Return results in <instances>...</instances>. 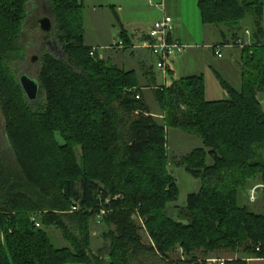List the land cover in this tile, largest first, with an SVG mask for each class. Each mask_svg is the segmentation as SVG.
<instances>
[{"label":"trees","instance_id":"trees-1","mask_svg":"<svg viewBox=\"0 0 264 264\" xmlns=\"http://www.w3.org/2000/svg\"><path fill=\"white\" fill-rule=\"evenodd\" d=\"M47 2L65 59L42 54L40 91L31 104L10 69L24 56L19 39L28 0H0V113L11 150L9 156L0 150V264H208L196 253L218 251L242 254L222 264L264 260V213L238 198L248 186L264 185L258 154L264 111L257 99L264 92V44L257 39L264 38V0L199 1L207 27L236 29L250 15L255 41L241 49L247 60L240 88L219 78L224 100H206L201 75L153 89L163 123L151 114L134 71L90 55L80 2ZM119 35L128 49L126 34ZM167 129L203 145L176 163L200 183L181 210L187 223L165 214L179 195ZM259 194L264 208V188ZM96 217L107 227L100 255L90 253L89 222ZM40 226L60 230L68 247H54ZM177 249L185 260L168 259Z\"/></svg>","mask_w":264,"mask_h":264},{"label":"rangeland","instance_id":"rangeland-1","mask_svg":"<svg viewBox=\"0 0 264 264\" xmlns=\"http://www.w3.org/2000/svg\"><path fill=\"white\" fill-rule=\"evenodd\" d=\"M81 4V17H82V28H83V40L85 45H92L97 49L99 56L102 58L105 54L106 56L114 55V51H118L117 53H121L119 56L115 58L118 60V64H120V60H124L125 58L128 60V65H124V69L126 71L135 68L136 60L130 58L131 49H116L112 48L113 44L119 41V24L115 17L113 16V4H116V10L118 6H120L119 18L121 23L126 26L135 18L139 21H143L145 24H150L154 22V15L157 14L154 9L155 1L147 0H79ZM173 21L174 17L171 16ZM43 18H49L52 20L51 23L54 25V16L50 9L49 3L47 0H28L27 3V13L24 24L22 25V31L19 39V43L23 46V58L19 60H13L10 63V69L14 73L16 79H18L21 75L25 74L33 80L38 79V72L41 67V56L45 53H50L54 55L58 59H65V55L63 50L55 38V34L53 31L51 33H44L39 27V20ZM25 19V20H26ZM260 19L264 20V8L261 12ZM253 20L250 15H248L237 27V29H242L243 34H245V30L250 32L253 30ZM215 27H209L207 32L208 34L212 33V29ZM241 32V33H242ZM230 40L231 37L229 36ZM220 41V40H219ZM218 41V42H219ZM221 46V55L224 58H229L232 53L231 50L223 48ZM238 50L234 53L239 54L241 57L235 55V62L244 68V62L247 60V53L242 52L240 46H238ZM218 50L220 47L217 48ZM240 49V50H239ZM182 53V52H181ZM181 53H177L171 60L174 61L178 58ZM36 56L35 61H31L32 57ZM238 57V58H237ZM112 58V57H111ZM242 58V59H241ZM233 59V60H234ZM108 64L112 65L113 60L106 58ZM153 67V73L157 76V82L159 84H166L171 80H176L180 78L179 72H176L174 75L169 76L168 72L166 75L158 70L155 67V59L151 58L149 60ZM171 61V62H172ZM124 62H126L124 60ZM196 68H199V65H196ZM139 79V78H138ZM142 80V79H140ZM220 81H218L219 83ZM139 83V81H138ZM205 83V93L208 90V93L205 95L206 100H210L213 98L211 94H209L210 85ZM142 87L147 88L143 90V99L148 106L151 114L154 118L159 122L163 123V112L160 110L159 106L156 104L153 98V89H155L156 85L148 84L142 80ZM219 86H221L219 84ZM221 97L220 99H226V94L220 90ZM33 104L32 102H30ZM167 157L169 161V170L173 173L175 180L177 182L179 188V195L175 202L168 204V207L165 211V214L176 221L187 223V219L183 217L181 214V210L184 209L186 205V196L189 193L196 192L200 188V183L198 180L194 179L191 175H189L183 167H179L176 163L185 155L189 154L191 151L195 149L202 148V141L191 134L184 133L177 129H167ZM0 150L3 152L5 156L10 153V147L8 145V141L4 132V122L0 113ZM8 151V152H7ZM79 153V152H78ZM11 154V153H10ZM259 158L264 162V148L258 151ZM79 155V154H78ZM9 156V155H8ZM208 163L210 161L208 160ZM246 190H242L239 192V203L246 205L249 209L256 213H264V208L262 205V198L259 194L260 190L264 188V185H250ZM256 188V198L254 201L250 200V193L252 189ZM36 221L39 222V217L36 215ZM134 221L136 224L141 227L142 221L136 217H134ZM44 229L52 244L56 248L68 247V243L62 237L60 230L57 228H44ZM107 231V227L104 225L100 217H96L95 219H91L89 222V234H90V253L93 255H100V251L107 247L108 242L103 238V235ZM142 242L144 244H149L150 239L143 228H140L139 231ZM169 260H185V256L182 255L180 249H177L173 252L168 253L167 255ZM196 257L200 263L204 261L208 264L214 263H222L228 259H236L242 257L240 252L234 253L229 251H218V252H210L207 256H204L202 252H197ZM103 261H107V257L103 258ZM249 264H264L263 259H249Z\"/></svg>","mask_w":264,"mask_h":264},{"label":"crops","instance_id":"crops-1","mask_svg":"<svg viewBox=\"0 0 264 264\" xmlns=\"http://www.w3.org/2000/svg\"><path fill=\"white\" fill-rule=\"evenodd\" d=\"M147 1L149 2V0ZM150 1H155L154 9L156 10L157 14L154 15V22L161 19L163 14L173 16L174 29L170 35V39L172 41L181 43L186 47L178 58H176L174 61H169V76L174 75L176 72H179L180 78L201 75L204 81L211 86L209 89V94H211L213 98H210L208 101L223 100L218 98L222 96V94H220V90L225 93L222 87L219 86V78L225 80L228 84L236 89L240 88L242 67L235 62L234 58L235 55L239 56V58L241 56L234 52H236L239 48L237 45L238 43H241L244 47L255 41L253 30L250 32L245 30V34H243L242 29L240 28L230 29L223 26L220 28L215 27L212 29V33L208 34L207 30L209 27L202 24L200 10L198 7V3L201 0ZM161 4H164L163 9L160 7ZM115 7L116 4H113L112 12L119 24V34L121 31H124L126 34L129 41L128 49H131L130 58L136 60L134 65L137 71L134 69L130 70L135 72L137 78H139L138 81L141 86L142 80L146 83V85L153 84L158 87L162 86L163 84H159L157 82V76L153 73L154 66L149 61L151 58H154L156 67V58L150 53L149 50L139 48V45L144 40H146V35L154 22L145 24L143 21H139L137 18H135L129 24L124 26L121 23L118 14L120 12V6H118L117 10ZM261 28L264 33V20H261ZM229 36L231 37L230 40L228 39ZM257 39L260 44H264L263 37L259 36ZM220 45H222L223 48L232 51L228 59L224 58L223 55L220 58L215 56L214 50L220 47L219 50L221 51ZM86 46L94 48L92 45ZM240 48L242 49V47ZM117 52L118 51H114V53L112 52L114 55L111 56H106L105 54L102 58L99 56L98 51L97 54L102 60H105L106 58L112 59V65L124 69V65H128V60L125 58L124 60L126 62H124V60H120L121 62L118 64V60H115V58L121 53ZM196 65H199V68H196ZM173 81H175V79L167 82L164 84V86H170ZM146 89L147 88H143V90ZM206 92L208 93V90ZM207 93H205V95ZM257 99L259 100V103L261 104L264 111V92L259 93Z\"/></svg>","mask_w":264,"mask_h":264},{"label":"built area","instance_id":"built-area-1","mask_svg":"<svg viewBox=\"0 0 264 264\" xmlns=\"http://www.w3.org/2000/svg\"><path fill=\"white\" fill-rule=\"evenodd\" d=\"M163 9L164 4L160 5ZM174 29L173 19L167 14H163L162 18L158 21H155L146 35V40H144L139 48L147 49L150 53L156 58V68L160 70L163 75H166L168 72L169 61L177 54L184 51L186 48L183 44L170 39V35ZM240 47H243L241 43L237 44ZM112 48L124 49L125 45L122 39L115 42ZM215 56L220 58L222 57L220 50H214ZM97 54V49L93 48L90 51V55L94 56ZM138 99V97H137ZM256 198V188L252 189L250 193V200L254 201ZM77 208L73 207L72 211H76ZM36 227H39V224H35ZM222 264V263H221Z\"/></svg>","mask_w":264,"mask_h":264},{"label":"water","instance_id":"water-1","mask_svg":"<svg viewBox=\"0 0 264 264\" xmlns=\"http://www.w3.org/2000/svg\"><path fill=\"white\" fill-rule=\"evenodd\" d=\"M39 27L44 33H51L53 26L48 18H43L39 21ZM36 56L32 57L31 61H35ZM19 85L29 102H35L38 99L40 87L37 80H33L27 75L23 74L18 78Z\"/></svg>","mask_w":264,"mask_h":264},{"label":"flooded vegetation","instance_id":"flooded-vegetation-1","mask_svg":"<svg viewBox=\"0 0 264 264\" xmlns=\"http://www.w3.org/2000/svg\"><path fill=\"white\" fill-rule=\"evenodd\" d=\"M49 19V18H48ZM50 20V19H49ZM25 21H27V19L25 20ZM40 21V20H39ZM51 22H52V20H50ZM52 25H53V23H52ZM46 34H48V33H46Z\"/></svg>","mask_w":264,"mask_h":264}]
</instances>
